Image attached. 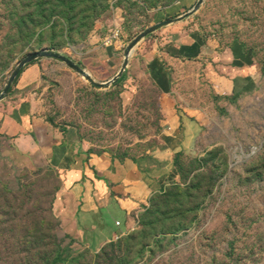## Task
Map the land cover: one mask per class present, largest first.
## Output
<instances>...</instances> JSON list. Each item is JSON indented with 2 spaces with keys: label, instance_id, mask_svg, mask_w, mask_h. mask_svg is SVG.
I'll return each mask as SVG.
<instances>
[{
  "label": "rangeland",
  "instance_id": "374dc122",
  "mask_svg": "<svg viewBox=\"0 0 264 264\" xmlns=\"http://www.w3.org/2000/svg\"><path fill=\"white\" fill-rule=\"evenodd\" d=\"M198 1L0 0V94L22 58L42 49L108 81L138 33ZM181 37L218 48L241 44L260 64L256 84L217 96L199 64L182 59L171 69L179 74L177 93L162 96L141 57L152 42ZM73 75L61 82L44 75L41 99L89 151L121 159L147 154L168 107L184 99L201 125L197 141L177 157V177L133 214L130 232L93 254L61 227L56 172L0 134V264H264V0H204L142 39L124 78L106 88Z\"/></svg>",
  "mask_w": 264,
  "mask_h": 264
},
{
  "label": "crops",
  "instance_id": "0c3cea01",
  "mask_svg": "<svg viewBox=\"0 0 264 264\" xmlns=\"http://www.w3.org/2000/svg\"><path fill=\"white\" fill-rule=\"evenodd\" d=\"M163 44L165 48L159 49ZM147 46L150 49L141 57L145 70L166 97L179 89L175 82L179 74L171 69L182 59L199 64L205 84L217 96L246 92L262 72L254 55L241 44L218 48L181 37ZM44 75L55 82L74 76L53 58L26 66L0 109V134L13 138L20 153L43 160L56 172L60 188L54 210L63 231L88 252L98 253L127 235L133 214L177 177L176 159L181 152H190L201 125L191 106L184 105H189L188 99L180 104L174 101L161 120L163 130L156 146L147 154L121 159L91 152L85 140L69 128H60L45 111L40 93L46 84Z\"/></svg>",
  "mask_w": 264,
  "mask_h": 264
},
{
  "label": "water",
  "instance_id": "95a60500",
  "mask_svg": "<svg viewBox=\"0 0 264 264\" xmlns=\"http://www.w3.org/2000/svg\"><path fill=\"white\" fill-rule=\"evenodd\" d=\"M204 0H199L198 3L195 5V7L190 10L187 13H184L183 15H180L177 18H170V19H165L162 20L158 23H155L147 28H145L144 30H142L140 33H138L131 41L130 43L127 45V49L126 52L124 54V61L119 69V71L116 73V75H114L110 80L108 81H104V82H99L96 81L94 79V77L91 75V73L86 70L85 68H83L82 66H80L77 62H75L74 60H72L71 58H69L68 56L52 50V49H42V50H38L35 52H32L28 55H26L24 58H22V60L19 62V64L16 66V68L12 71V73L10 74L1 94H0V102L2 100L5 99V97L8 95L10 89L12 88L13 84L15 83L16 79L18 78V76L20 75V73L22 72V70L29 65V63L38 60L40 58H53V59H57L61 62H63L67 67H69L70 69H72L73 71H75L76 73H78L82 78L86 79L87 81H89V83L93 86L99 87V88H106L108 86H110L112 83L117 82L124 74V72H126L127 67L129 65V60H130V56L134 50V48L137 46V44L144 38H146L147 36H149L151 33L155 32L156 30L160 29L163 26L175 23L177 21L183 20L184 18H186L190 13L195 12L196 10L199 9V7L201 6V4L203 3Z\"/></svg>",
  "mask_w": 264,
  "mask_h": 264
},
{
  "label": "trees",
  "instance_id": "16d2710c",
  "mask_svg": "<svg viewBox=\"0 0 264 264\" xmlns=\"http://www.w3.org/2000/svg\"><path fill=\"white\" fill-rule=\"evenodd\" d=\"M35 61H37V60H35ZM35 61H33V62H35ZM33 62H31V63H33ZM29 65H30V63H29ZM28 66V65H27ZM23 71H24V69L22 70V72L20 73V75L18 76V78L16 79V81L19 79V77L21 76V74L23 73ZM124 78V75L119 79V81H121L122 79ZM16 81H15V83H16ZM12 91V88L10 89V91H9V93Z\"/></svg>",
  "mask_w": 264,
  "mask_h": 264
},
{
  "label": "built area",
  "instance_id": "2783aa9c",
  "mask_svg": "<svg viewBox=\"0 0 264 264\" xmlns=\"http://www.w3.org/2000/svg\"><path fill=\"white\" fill-rule=\"evenodd\" d=\"M114 36H118V33H115Z\"/></svg>",
  "mask_w": 264,
  "mask_h": 264
}]
</instances>
